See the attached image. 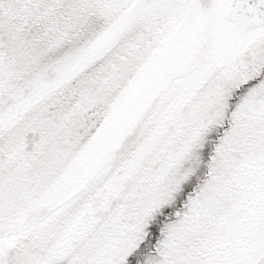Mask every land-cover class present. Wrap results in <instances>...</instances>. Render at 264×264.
I'll return each instance as SVG.
<instances>
[{"label":"snow or ice","instance_id":"obj_1","mask_svg":"<svg viewBox=\"0 0 264 264\" xmlns=\"http://www.w3.org/2000/svg\"><path fill=\"white\" fill-rule=\"evenodd\" d=\"M0 264H264V0H0Z\"/></svg>","mask_w":264,"mask_h":264}]
</instances>
